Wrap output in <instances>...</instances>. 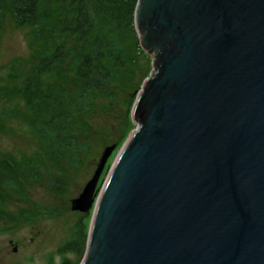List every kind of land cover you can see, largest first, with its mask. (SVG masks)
<instances>
[{
	"label": "water",
	"instance_id": "1",
	"mask_svg": "<svg viewBox=\"0 0 264 264\" xmlns=\"http://www.w3.org/2000/svg\"><path fill=\"white\" fill-rule=\"evenodd\" d=\"M134 25L152 72L70 201L79 264H264V0H137Z\"/></svg>",
	"mask_w": 264,
	"mask_h": 264
},
{
	"label": "rangeland",
	"instance_id": "2",
	"mask_svg": "<svg viewBox=\"0 0 264 264\" xmlns=\"http://www.w3.org/2000/svg\"><path fill=\"white\" fill-rule=\"evenodd\" d=\"M64 39L49 37L48 48ZM41 41L29 28L16 26L9 14L0 18V264H79L80 256L67 244L79 229L86 239L91 211L72 210L70 201L92 177L104 148L116 143L96 194L103 187L136 127L130 100L152 72V55L140 46L115 85L93 93L86 105H69L66 120L80 144L71 162L48 153L32 124L42 118L38 104L46 94L77 91L70 72L39 74L38 88L26 84L41 62Z\"/></svg>",
	"mask_w": 264,
	"mask_h": 264
},
{
	"label": "trees",
	"instance_id": "3",
	"mask_svg": "<svg viewBox=\"0 0 264 264\" xmlns=\"http://www.w3.org/2000/svg\"><path fill=\"white\" fill-rule=\"evenodd\" d=\"M136 1L0 0V18L9 14L16 26L29 28L34 39L43 40L39 46L41 62L26 84L38 88L35 77L39 74L70 72L77 88L75 93L70 88L61 89L40 99L42 118L32 120V124L48 153L75 162L80 144L66 120L69 105H86L93 93L115 85L134 62L136 48L140 47L134 25ZM56 34L64 36L63 43L48 48L49 37ZM67 246L82 259L86 239L80 229Z\"/></svg>",
	"mask_w": 264,
	"mask_h": 264
}]
</instances>
